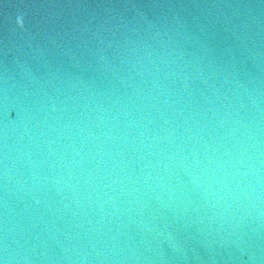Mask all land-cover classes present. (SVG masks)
<instances>
[{
	"label": "water",
	"instance_id": "1",
	"mask_svg": "<svg viewBox=\"0 0 264 264\" xmlns=\"http://www.w3.org/2000/svg\"><path fill=\"white\" fill-rule=\"evenodd\" d=\"M0 264H264V0H0Z\"/></svg>",
	"mask_w": 264,
	"mask_h": 264
}]
</instances>
